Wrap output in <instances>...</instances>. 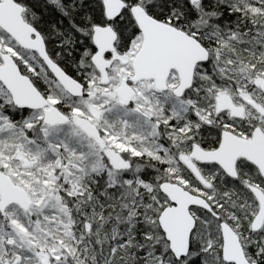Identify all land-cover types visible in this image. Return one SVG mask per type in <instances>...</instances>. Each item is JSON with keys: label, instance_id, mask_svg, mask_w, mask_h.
Listing matches in <instances>:
<instances>
[{"label": "trees", "instance_id": "obj_1", "mask_svg": "<svg viewBox=\"0 0 264 264\" xmlns=\"http://www.w3.org/2000/svg\"><path fill=\"white\" fill-rule=\"evenodd\" d=\"M14 1L24 8L25 20L45 36L48 43L54 42L55 57L60 62L63 45L67 44L70 58L68 67L71 68L69 74L75 77L72 67L79 64L74 60L77 47L81 44L88 50L91 29L105 22L100 0ZM121 1L126 4L123 15L129 17L130 8L140 6L151 18L193 37L209 53V62L196 67L193 81V90L199 95L198 102L199 98L202 100L196 103L200 114L209 115L215 127L222 125V129L239 137H249L250 129L259 124L264 130V115L257 114L261 120L247 125L245 119L235 120L226 117L225 113L217 114L213 108L216 94L226 92L238 105L236 96L246 89L264 109V94L252 81L253 77L264 80V0ZM86 53L81 55L82 60L84 58L81 67H84L85 84L88 80L95 84L97 72L90 66L88 57L84 55ZM214 55L221 63L216 71L214 66H210ZM23 60L32 66L29 60ZM225 65H229L233 72L228 74ZM242 71L244 75L240 73ZM192 112L189 111L187 117ZM6 119L12 125H18L20 121L15 115L6 116ZM217 120L222 124L217 125ZM201 127L199 124L198 128ZM17 134L11 141L7 139L3 146L0 145L2 159L6 158L3 150H11L12 154L20 145L34 151L35 147L30 143L33 140L30 129L21 128ZM38 148L42 149L41 160L45 164L54 162L53 155L49 154L55 147H51L49 152L44 150V145ZM178 168L180 174L176 183L181 182L186 191L204 199L211 210L191 209L192 215L194 211L198 217L195 218L196 227L187 258L178 262L174 259L156 222L160 211L169 205L158 189L163 181L170 180L159 177L158 172H146L147 169L140 175V181L129 186H122L121 183L115 185L108 182L103 174L89 173L74 188L62 180L56 181L52 186L53 193L60 198L69 217L63 231L58 229V236L53 237L60 238L61 245L66 244L60 250L61 264H225L221 261L220 223H226L237 234L249 263L264 264V225L259 232L250 230L257 204L247 189L251 186L264 193V182L252 166L241 164L237 180L225 179L215 169L210 171V176L201 171L205 177L218 181L212 182L208 190L200 188L183 165ZM4 171L0 168V172L4 174ZM38 179L46 181L47 178L39 175ZM47 182V185L51 184ZM13 183L17 186L20 184L15 179ZM18 211L22 212L20 208ZM201 217L208 221L207 229L202 231ZM18 222L26 229L29 227L25 220ZM41 236H38L39 244L48 245L47 240L41 242ZM30 249L32 252L39 250L38 245ZM26 254L23 247L7 248L0 251V264H27ZM16 259L18 261L14 263Z\"/></svg>", "mask_w": 264, "mask_h": 264}, {"label": "rangeland", "instance_id": "obj_2", "mask_svg": "<svg viewBox=\"0 0 264 264\" xmlns=\"http://www.w3.org/2000/svg\"><path fill=\"white\" fill-rule=\"evenodd\" d=\"M121 20L123 22L131 21L130 11L129 17L126 14H122ZM142 41L141 35L138 32L134 33L127 49L121 50V47H119V50L111 55V60L115 64L109 71V84L106 86L102 85L99 77L95 84H92L91 81L88 80L85 98L75 103V105L81 109L82 117L86 118V120L94 126H97L98 129H101V133H104L102 137L104 136L106 142L103 149H100L92 140L84 137L75 129L73 123L64 128L55 130H48L43 127L34 130V128L31 127L33 123L31 124L30 122L32 115H22V113H18L19 117H21L20 121H18V125H12V123L7 121L6 116H12L15 114V111L13 112L12 108L9 109L7 107V103L10 101L6 99L4 92L0 88V100L2 98L0 102V145L2 144L3 146L7 139L11 141L12 137H15L17 131L21 130V128H26L28 130L32 128L33 131L30 132L31 136H33V140L31 139L30 143L35 147L34 151H31L20 147L22 146L20 145L16 147L15 153L13 152L12 154H10L11 150L8 152L3 150L6 158L2 159L0 157V168L5 170L4 174L9 177L12 182L13 179H15L20 183L19 186H22L20 188L27 193L30 201L28 211L21 210L22 212L20 213L18 211L19 207L13 205L7 207L5 211L0 214V251L3 252L7 248L20 249L23 247L27 251V264H61L60 250H62V246L64 247L66 244L61 245V239L53 237L58 236V232H56L58 229L63 231L62 229L69 223V217L67 216L66 207L62 205L60 198L54 195L52 190V186L58 180L67 182L66 184L74 188L73 186L75 184L84 181V177L87 173L100 176L103 174L108 182H112L115 185L121 183L122 186H129L133 182L140 181L141 178L139 179V177L141 173L147 169L146 172H158L157 174H159V177L168 178L170 181L173 179L174 175L177 174L176 167L180 164L178 160L184 155L182 154L183 152H178L177 155L174 156V152H170L167 148L163 150V147L157 146L152 149L150 145L147 146L149 149L151 148L150 151L140 150V146H135L133 149L132 145L129 144L127 128L124 127V119L130 114L132 115V110L121 105L116 96V90L121 87L120 85H122L123 81H127L131 78L132 72L130 63L134 60L133 58L137 52H139ZM3 50L6 52L9 51V53L14 51V49L9 46L3 47ZM3 50H0V53H2L1 51ZM10 54L12 55L13 53ZM18 56L22 60L26 58L30 62L29 56ZM209 59L210 55L208 53V60L205 63H208ZM212 60L213 63L210 66H214L213 68L216 71L217 67L221 64L220 60H218L217 55H214ZM210 66L209 69L212 70ZM225 67L229 74L232 68L229 65H225ZM240 73L244 75V71ZM252 79L258 87L261 78L258 79V77H253ZM169 80L168 91L162 94L158 93L159 91L153 86L152 81L135 85L136 98L133 100L132 104L141 109L143 107H147L148 109L149 106L157 104L160 107L158 111H162L165 107H168L171 114L168 115V118L175 121L181 120L183 122H187L189 118H186L187 114L190 111V107L193 106L192 113L194 114V120L190 122L194 123V121H198L197 127L199 124L202 126L201 128L207 127V117L200 114L196 109V103L202 102L201 98H199L198 102L199 95L196 93L197 91L192 88V91L188 95V99H185V97L176 99L171 93L178 82L169 83ZM171 80H178L177 75H173ZM155 91H157L159 95L155 94ZM241 92L243 93L239 92L236 98L238 106L243 107L245 110V122H247V125L250 123L253 124L254 120H261L257 114L260 116L264 115L262 105L258 103L246 89ZM223 94L227 93L220 92L213 97V108ZM3 110H5V112H3ZM143 112L145 113L144 110ZM147 112L150 113V111ZM74 113H76V115L79 114L77 111ZM183 124L184 123L179 125L182 129V133L189 130V125L187 128H184L185 125ZM256 126L262 128L260 124ZM256 126L250 129L248 132L249 135ZM192 127H195V125H192ZM153 131H155L154 128L151 129V134H153ZM183 140L180 139L179 142L182 145L180 147L181 149H184L183 146L186 144ZM53 143L56 148L50 151ZM39 145L40 147L44 145L46 147L44 150L50 151L49 155H53V163L45 164L41 160V158H43V152L41 151L42 149L38 148ZM110 149L115 150L117 154H121L125 157V160H127L129 164L127 170L118 172L110 166V162L107 161V151ZM141 156L146 157L144 161H149V166L142 167V162H140ZM39 175L43 176L45 179L47 178L46 181L39 180ZM47 180L50 181L51 184L47 185ZM176 181L177 179H175V182ZM178 186L184 189V184L181 182L178 183ZM193 213V217L195 216L194 218L198 217L196 212L193 211ZM256 213L257 210L253 216H255ZM202 218L203 217L200 219V231L208 227V221L202 220ZM22 220H25L29 225L27 229L22 223L18 222ZM41 232L43 234H41ZM39 235H42L40 237L42 238L41 242L47 240L49 244H39ZM35 245H38L39 250L37 252H32L30 247H34ZM17 261L18 259H16L14 263Z\"/></svg>", "mask_w": 264, "mask_h": 264}, {"label": "water", "instance_id": "obj_3", "mask_svg": "<svg viewBox=\"0 0 264 264\" xmlns=\"http://www.w3.org/2000/svg\"><path fill=\"white\" fill-rule=\"evenodd\" d=\"M106 21L111 22L119 17L126 7L121 0H100ZM130 14L135 22L138 32L142 35V45L137 52L132 68L134 81L154 80L155 88L159 92L167 90L166 80L169 72L174 70L179 76V85L173 91L176 98H181L183 92L192 86L194 70L199 64L208 60V52L193 37L188 36L171 26L163 24L147 15L140 6L130 8ZM23 8L14 0L0 1V30L11 37L21 48L34 51L38 54L46 68L64 90L74 98L84 95L83 86L67 76L57 65L48 59L44 45L39 34L23 20ZM92 42L96 53L91 63L101 76V83H108L107 70L110 62L104 60V53L113 52L115 34L108 28L94 27L92 29ZM30 36L35 37L34 40ZM0 65V84L10 94L13 105L18 109H42L46 103L40 94L34 90L27 78L22 76L12 59L2 57ZM264 93V80L259 85ZM134 93L125 88L119 91V99L123 104L130 102ZM219 112H229L234 118H243V109L235 107L231 99L224 95L218 104ZM66 117L55 108L44 112V124L48 126L67 124ZM76 126L86 136L99 139L96 128L86 119H76ZM111 166L115 171L124 172L128 166L125 160L114 151L107 153ZM190 158L202 163H215L221 167L226 176L235 179L237 173L235 163L244 159L255 166L259 175L264 179V134L260 128H255L249 140L238 138L231 133H223L219 148L214 152H202L194 147ZM108 160V161H109ZM182 162L188 167L197 181L204 187L209 184L203 179L199 171L185 159ZM257 203V213L253 218L250 230L259 232L264 224V194L255 187L248 188ZM160 193L166 198L169 206L165 207L157 218L158 226L164 235L170 253L178 262L189 255L190 241L196 220L191 215V208L202 209L210 212L208 203L185 191L182 187L170 183H161ZM18 206L23 211H28L30 201L27 193L11 181L9 177L0 172V213L9 206ZM221 237V261L225 264H250L242 250V245L237 234L226 223L219 225Z\"/></svg>", "mask_w": 264, "mask_h": 264}, {"label": "flooded vegetation", "instance_id": "obj_4", "mask_svg": "<svg viewBox=\"0 0 264 264\" xmlns=\"http://www.w3.org/2000/svg\"><path fill=\"white\" fill-rule=\"evenodd\" d=\"M1 1V0H0ZM18 4V3H17ZM19 5V4H18ZM21 6V5H20ZM22 7V6H21ZM23 8V7H22ZM123 13V12H122ZM23 20L25 23L29 24L25 18H24V8H23ZM122 14L115 18L113 21L108 22L105 20V22H103V25L100 26H96V27H101V28H110L113 33L115 34V42L113 44L114 50L113 52H108V53H104V60L110 62V67L107 70V75L108 76V83L106 85L109 84L110 81V69L113 67V65L115 63H113V61L111 60V55L113 53H115V51L119 50V47H121V50H125L128 48L129 42H131L132 39V35L136 32H138V28L135 25V22L131 16V21H122ZM29 26H31L29 24ZM41 37L42 42H43V47L45 49V53L48 57V59L51 61V63H54L55 65H57L67 76L71 77L72 79H74L76 82H78L79 84H81L83 86V90H84V95L81 98H74L72 96H70L65 90L64 88L55 80V78H53L54 76L51 74V72L46 68L45 64L43 63V61L38 58V54L34 51H30V50H26L21 48L13 39H11V37L9 35H7L5 32H3L2 30H0V46L1 49L3 50V47H12L14 49V51H11L10 53H13L12 55L6 51H1L2 53H0V65H2V57L3 56H8L12 59V61L14 62L15 66L18 68L20 74L22 76H24L25 78H27L29 80V82L31 83V85L33 86L34 90H36L40 96L42 97V99L45 101L46 105L42 108V109H36V110H28V109H18L16 108L13 103H12V98L10 96V94L2 87V85L0 84V88L2 89V91L4 92V96L6 97V99L10 102L7 103V107L10 109L12 108L13 112L17 118H21L19 117L18 113H22L23 114H31V124L33 123V125L31 126L32 128H34V130L39 129L41 127L46 128L48 130H52V129H58V128H64L66 126H68L69 124L73 123L74 127L76 130H78L84 137H87L89 140H92L93 142H95L97 144V146L100 149H103L106 140H104V136L102 137L101 133V129H98L97 126H94L92 123V125L96 128V130L99 133L100 138L97 139H92L88 136H86L81 130H79V128L76 126V119L79 118H83L86 119L84 117H82L81 115V109L75 105V103H77L78 101L82 100L85 98L86 96V91H87V84H85V77H84V73H83V66L81 67V64L84 62V58L82 60V54L87 51L86 54H84L87 58V60L90 63V66L92 65L91 63V59L93 57V55L97 52L96 48L92 42V28L91 29V34H90V48L87 50L85 48H83L81 46V44L77 47L76 49V53L74 56L75 59L79 62L78 66L76 67H72V73L73 75H75V77H72L69 72L71 70L69 66V48L68 46H66L67 44L64 43L63 45V51H62V59L61 62L58 61L59 58L55 57V44L53 41L49 42L46 40L45 36H42V34H40V32L35 29L33 26H31ZM140 35L141 33L138 32ZM189 36V35H188ZM32 40L35 39V37L30 36ZM142 37V35H141ZM191 37V36H190ZM143 40V39H142ZM7 43V44H6ZM18 55H24V56H29L30 58V62L32 66H28L24 60H22ZM136 56V55H135ZM134 56V58H135ZM57 59H55V58ZM133 58V59H134ZM26 59V58H25ZM133 63V60L132 62ZM130 63V64H131ZM93 67V66H92ZM94 68V67H93ZM94 70L97 72V76L100 79V83H101V76L98 73V71L94 68ZM196 70V68H195ZM195 70H194V75H193V81H194V76H195ZM131 72H132V76L129 80L127 81H123L122 85H120L121 87H119L116 90V96L119 100V102L121 103V105L123 107L129 108L132 110V115L130 114L128 117H126L124 119V127L127 128V137L129 138V144L132 145L133 149L135 148V146H140V150H144V151H150V149H154L157 146H161L164 149H168L170 152H174V156L177 155L178 152H183L182 154H184L182 157L179 158V165H183V168H185L191 175L192 178L195 179V181L201 186L200 188L202 189H210L209 187H204L202 184H200L197 179L194 177V175L189 171L188 167L182 162V159H185V161L187 163H190L191 165H193L200 173V175L203 177V179L210 185L212 182H218L217 179H213L212 177H205L204 174L201 173V171L205 172V175L210 176V171H212V169H215L217 172H220L223 177H225V179H230V180H237L238 176L235 179H232L228 176H226L225 172L221 169L220 166H218V164L215 165V163H202L199 162L197 160H195L194 158H190L189 156H191L192 151L194 149V147L199 148V150H201L202 152H214L219 148V144L222 141V135L223 133L227 132V133H231L229 130L227 129H222V125L220 127H215L214 123H213V119L209 117V115H207V127H203V128H198L197 127V122L198 121H193L194 120V114L190 113V117H186L188 118L187 122H183L181 120H171V118H168V115L170 114L168 107H165L164 110L162 111H158L160 110V107L157 104H153L151 106L148 107H143L142 109L134 106L132 104L133 100L136 98V91L134 89L135 85H138L139 83H144V82H149L152 81L154 83V80H137L134 81V71L132 68V64H131ZM177 75V79L178 80H171L173 75ZM95 76V77H97ZM170 79V80H169ZM168 80L170 81L169 83H177V86H175V88L172 90L173 91L178 87L179 85V76L178 74L172 70L171 72H169L168 78L166 80V86H167V90L164 92H158V93H166L168 91ZM263 79L260 80L259 85L261 83ZM192 81V86L189 90L183 92V96L181 98H176V99H182L185 97V99L189 98V94L192 91L191 89L193 88V82ZM152 83V84H153ZM102 84V83H101ZM104 85V84H102ZM105 85V86H106ZM258 85V90L260 89ZM153 86H155V84H153ZM125 88H129L133 91L134 95L131 98L130 102L127 104H123L121 102V100L119 99V91L121 89H125ZM155 89V88H154ZM157 95H159L157 93V91H155ZM260 92H262L260 90ZM171 93V94H172ZM154 94V95H155ZM264 94V93H263ZM156 95V96H157ZM227 95L230 99L231 102L233 103V105L235 107H240L238 105H236V103L233 101V99L228 95V94H223L218 102L216 103L215 109L217 114H222L223 112H219L218 111V104L219 101L221 100V98ZM191 99V98H190ZM2 101V98L0 100V102ZM142 105V104H140ZM50 108H55L61 115H63L64 117L67 118L68 123L64 124V125H56L55 127L53 126H48L44 124V112L46 110H49ZM162 108V107H161ZM243 109V118L242 119H237L234 118L229 112L225 111L224 113L226 114V117L229 116L230 118H233L235 120H241L244 121L245 119V110L243 107H241ZM192 109L190 107V112H192ZM143 110L145 111V113L143 112ZM189 110V109H188ZM17 111V112H16ZM79 112V114L76 115V113L74 112ZM147 111H150L147 112ZM3 112H5V110H3ZM147 112V114H146ZM163 112V113H162ZM195 112V111H194ZM83 114V113H82ZM171 115V114H170ZM121 120V119H120ZM88 121V120H87ZM201 121V120H200ZM89 122V121H88ZM202 122V121H201ZM182 123H184L183 125H185L184 128H187L189 125V130H186L184 133H182V129L179 125H181ZM222 124L221 122H219L217 120V125ZM192 125H195V127H192ZM30 129V131L32 132L33 129ZM155 129V131H153V134H151V129ZM260 128L258 126L254 127L252 129V131L250 132L249 137H239L233 134L234 136L238 137V138H242V139H246L249 140L252 138V133L254 131V129ZM261 132L263 131L262 128ZM181 132V133H180ZM33 134V133H32ZM106 134V133H105ZM264 134V132H263ZM180 139L185 141L186 144L183 146L184 149H181L180 147L182 146L180 142ZM140 143V144H137ZM137 144V145H136ZM152 146L150 149L147 146ZM51 147H55V144L53 143ZM110 151H114L115 150H109L107 152ZM117 153V152H116ZM120 156L123 158V160H125V157L123 155L120 154ZM146 157L141 156L140 158V162H142V167H146L149 166L150 162L149 161H144ZM176 158V157H175ZM109 160V159H108ZM107 160V161H108ZM110 162V160H109ZM125 162L127 163V166L129 168V164L127 162V160H125ZM246 163L249 166H252V168L255 170L257 176L260 177V179L263 180L264 179L261 177V175H259V172L257 170V168L255 166H253L252 164H250L249 162L247 163V161H245L244 159H238L235 163V170L236 173L238 175V167L243 164ZM179 165L176 167L177 168V174L174 175L173 177V181H163L164 183H170V184H174V185H178L176 184V182L179 180ZM111 166V163H110ZM109 166V167H110ZM112 167V166H111ZM148 168V167H147ZM143 174V172L141 173ZM175 178L177 179V181L175 182ZM220 182V181H219ZM250 186L247 187V189ZM258 189V188H257ZM260 190V189H259ZM249 191V189H248ZM250 192V191H249ZM251 194V193H250ZM252 195V194H251ZM253 197V196H252Z\"/></svg>", "mask_w": 264, "mask_h": 264}]
</instances>
